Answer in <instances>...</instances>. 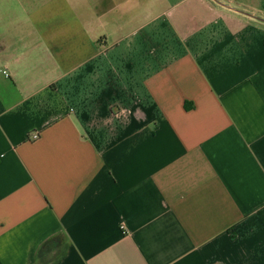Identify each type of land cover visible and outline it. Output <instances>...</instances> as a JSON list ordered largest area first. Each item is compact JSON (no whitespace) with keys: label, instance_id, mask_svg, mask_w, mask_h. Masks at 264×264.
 I'll return each instance as SVG.
<instances>
[{"label":"crops","instance_id":"crops-1","mask_svg":"<svg viewBox=\"0 0 264 264\" xmlns=\"http://www.w3.org/2000/svg\"><path fill=\"white\" fill-rule=\"evenodd\" d=\"M19 2L0 264H264V0Z\"/></svg>","mask_w":264,"mask_h":264},{"label":"rangeland","instance_id":"rangeland-1","mask_svg":"<svg viewBox=\"0 0 264 264\" xmlns=\"http://www.w3.org/2000/svg\"><path fill=\"white\" fill-rule=\"evenodd\" d=\"M20 0H0V33L16 34L20 30L29 29L25 13L30 11V4L25 3V7L19 2Z\"/></svg>","mask_w":264,"mask_h":264},{"label":"built area","instance_id":"built-area-1","mask_svg":"<svg viewBox=\"0 0 264 264\" xmlns=\"http://www.w3.org/2000/svg\"><path fill=\"white\" fill-rule=\"evenodd\" d=\"M35 137H37V135Z\"/></svg>","mask_w":264,"mask_h":264}]
</instances>
